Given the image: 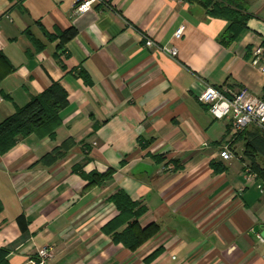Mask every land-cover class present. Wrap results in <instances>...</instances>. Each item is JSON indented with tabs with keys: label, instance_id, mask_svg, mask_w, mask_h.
Masks as SVG:
<instances>
[{
	"label": "crops",
	"instance_id": "crops-1",
	"mask_svg": "<svg viewBox=\"0 0 264 264\" xmlns=\"http://www.w3.org/2000/svg\"><path fill=\"white\" fill-rule=\"evenodd\" d=\"M74 1L0 0V123L52 83L67 93L54 138L30 134L0 154V249L10 264L44 246L49 264H264V180L245 153L256 128L233 137L230 121L197 99L207 87L264 99L252 63L264 48V0H246V29L229 44L220 41L229 22L199 4L100 0L75 14ZM110 170L92 185L82 175ZM119 190L146 207L141 227L160 228L136 250L104 230Z\"/></svg>",
	"mask_w": 264,
	"mask_h": 264
},
{
	"label": "trees",
	"instance_id": "trees-1",
	"mask_svg": "<svg viewBox=\"0 0 264 264\" xmlns=\"http://www.w3.org/2000/svg\"><path fill=\"white\" fill-rule=\"evenodd\" d=\"M190 4H199L213 16L220 17L229 22L225 32L221 35L220 41L229 44L234 41L239 34L246 29V22L250 17L247 13L246 0H184ZM74 32H63L59 37L62 41L70 39ZM34 44L39 49L42 46L38 41L33 39ZM0 61L6 63L7 59L0 52ZM2 75L0 74V78ZM67 104V93L58 84L52 83L42 93L32 96L29 102L23 107H17L15 112L4 119L0 123V154L9 151L20 138L27 137L30 134H36L39 137L54 138L56 129L61 123L60 111ZM246 130L241 132L237 138L247 136ZM264 137V133L256 128L251 134L253 139L246 140V155L251 158V167L257 171L258 177L264 180V160L261 164L257 155L254 153L256 147L254 142H257L259 137ZM88 180V185L95 182L102 183L112 175V171L104 174L91 173L82 174ZM118 210V214L114 219L108 222L104 230L111 235L115 242H121L131 250L138 249L146 241L153 238L159 231V225L151 223L146 227H141L138 223V218L146 211V207L140 202L132 200L125 192L119 190L111 198ZM2 209L0 203V211ZM18 224L22 230L26 229V220L23 215L17 217ZM127 223V228L124 231L118 232L117 229ZM161 251L158 248L149 257L148 261L157 256ZM7 251L0 249V264H10L7 258Z\"/></svg>",
	"mask_w": 264,
	"mask_h": 264
},
{
	"label": "built area",
	"instance_id": "built-area-1",
	"mask_svg": "<svg viewBox=\"0 0 264 264\" xmlns=\"http://www.w3.org/2000/svg\"><path fill=\"white\" fill-rule=\"evenodd\" d=\"M100 0H75L74 13L82 14L89 11L92 6ZM184 26L181 25L175 31L174 37L180 39L183 35ZM147 46H153L154 42L150 39L146 41ZM163 51L171 56H176V47H164ZM252 63L259 66L264 72V48L258 46L253 51ZM198 101L208 107L210 114L217 119H228L231 124L233 134L245 131L249 127H255L264 133V99L250 92L246 87L238 90L218 89L207 87L199 96ZM220 157L230 160L233 155L228 145L223 146ZM52 256V247L44 246L38 249L37 258L29 259L27 264H49Z\"/></svg>",
	"mask_w": 264,
	"mask_h": 264
},
{
	"label": "rangeland",
	"instance_id": "rangeland-1",
	"mask_svg": "<svg viewBox=\"0 0 264 264\" xmlns=\"http://www.w3.org/2000/svg\"><path fill=\"white\" fill-rule=\"evenodd\" d=\"M251 131V130H250ZM247 132V131H246ZM241 134V132L240 133H238V134H233V137H237L238 135H240ZM254 145H255V147L257 148V150H258V153H257V157H258V159L259 158H261V157H264V137L262 136V137H259L258 139H257V142L255 141L254 142ZM243 150H241L240 149V153L242 152ZM249 163V162H248Z\"/></svg>",
	"mask_w": 264,
	"mask_h": 264
},
{
	"label": "water",
	"instance_id": "water-1",
	"mask_svg": "<svg viewBox=\"0 0 264 264\" xmlns=\"http://www.w3.org/2000/svg\"><path fill=\"white\" fill-rule=\"evenodd\" d=\"M258 230H259V228L256 226V227L254 228V231H255V232H258ZM260 234H261L262 238L264 239V230L261 231Z\"/></svg>",
	"mask_w": 264,
	"mask_h": 264
}]
</instances>
